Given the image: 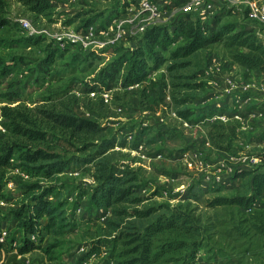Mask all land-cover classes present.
I'll list each match as a JSON object with an SVG mask.
<instances>
[{
	"label": "rangeland",
	"instance_id": "1",
	"mask_svg": "<svg viewBox=\"0 0 264 264\" xmlns=\"http://www.w3.org/2000/svg\"><path fill=\"white\" fill-rule=\"evenodd\" d=\"M184 1L50 0V9L37 14L26 0H0V54L7 60L16 57L24 62L0 83V139L10 137L1 106L20 104L34 110L74 96L79 100L74 107L76 113L97 118L109 135L128 143L116 148V169L119 173L127 165L139 169L142 185L138 195L154 196L151 202L189 204L202 217L210 229V244L199 251L195 264H264V237L247 228L255 220L250 209L213 208L208 202L216 195L247 193L248 180L236 177L241 157L247 159L248 169L264 171V72L234 63L223 44H215L190 58L192 64L188 67L169 71L164 65L152 72L150 79L163 81L165 98L158 106L149 101L148 91L142 90L147 83L125 89L114 78L102 85L95 77L118 57L117 49L136 46L141 33H137L139 22L147 26L155 22L169 25L183 16ZM147 3L155 12L145 8ZM212 4L211 9L200 14L207 16L213 28L219 18L222 22L235 20L243 28H254L264 40V26L246 20L244 7L229 0H213ZM197 12L193 17L199 15ZM23 19L50 34L99 22L88 45H78V52L82 56L95 52L101 58L74 59L65 53L49 74L41 71L38 63L45 49L53 46L49 41L28 46L30 34L21 24ZM126 68L122 63L121 69ZM93 86L96 91L90 92ZM12 89L19 92L15 100L7 96ZM178 109H189L190 118L180 117ZM228 121L240 125L237 137L230 138L229 152L215 147L208 137L212 129L216 130L215 123ZM143 129L146 134L138 149H131L129 145ZM53 141L60 146L58 151L65 150L69 156L75 153L66 142ZM14 163H21L18 154ZM207 165L211 168L207 169ZM93 170L91 164L74 163L53 177H47L33 164L10 171L0 199V236L8 237L11 244L8 251L0 249V263L116 264L118 246L113 236L104 234L109 212L92 208L88 197L80 196L93 187ZM219 175L225 181L221 192L214 191L220 184L214 187L215 182L209 180ZM29 188L36 193L52 189L48 198L58 205L57 223L38 242L42 248L20 254L18 242L23 232L12 210L22 201L32 202ZM263 202L262 197H257L255 209L264 214ZM233 218L244 228L243 234H229ZM42 221L47 222L48 217Z\"/></svg>",
	"mask_w": 264,
	"mask_h": 264
},
{
	"label": "trees",
	"instance_id": "2",
	"mask_svg": "<svg viewBox=\"0 0 264 264\" xmlns=\"http://www.w3.org/2000/svg\"><path fill=\"white\" fill-rule=\"evenodd\" d=\"M26 4L37 14H44L51 7L50 0H26ZM195 14L199 15L193 17L194 12L183 13L182 17L173 19L169 25L156 22L148 25L136 38L134 48L117 49L118 57L102 67L95 76L98 84L106 85L113 78L125 89L147 83L142 90L148 91L149 101L158 106L165 98L163 81L150 79L152 72L164 65L168 66L169 71L188 67L192 64L190 58L215 44H223L234 63L264 72V40L254 28H243L235 20L222 22V18L213 28L207 16L199 12ZM96 25L100 23L87 22L76 31ZM28 38V46L47 41L53 46L45 49V56L38 63L41 71L48 74L57 59L65 53L72 54L74 59L101 58L95 52L82 56L78 46L61 48L44 34L29 35ZM22 62L16 57L7 60L0 54V83L20 64H24ZM122 63L127 65L125 70L121 69ZM9 85L14 87V83ZM95 91L96 87H91L90 92ZM7 96L15 100L19 92L12 89ZM77 103L79 100L73 96L58 103L37 106L34 110L20 104L1 106L3 116L9 123L10 137L0 139V199L3 198L8 173L20 166L33 164L47 177H53L74 163L91 164L94 168V185L90 191L81 192L80 196L86 195L92 208L109 212L104 234L113 236L118 246L116 264H195L199 251L209 248L210 244V229L203 223L202 217L189 204L151 202L154 196L143 198L138 195L137 190L142 185L139 169L129 165L122 173L116 169V148L126 147L128 143L109 135L97 118H85L76 113L74 107ZM177 114L186 119L191 116L189 109H178ZM239 127L234 121L215 123L213 128L216 130L209 132V140L218 149L229 152L230 138L237 137ZM143 134H146L145 129L129 145L131 149H138ZM53 140L66 142L75 153L69 156L62 147L64 151H58L60 146ZM17 154L21 163H14ZM236 177L248 180L247 193L216 195L208 199L209 205L213 208L250 209L249 214L254 215L255 220L247 228L255 235L264 237V214L255 209L257 197L264 199V171L243 169L238 171ZM223 188L220 184L214 191L221 192ZM28 191L32 202L22 201L18 208L12 210L13 217L18 220V229L23 232L18 242L20 254L42 248L38 242L43 241L50 233L49 228L57 223L58 205L48 198L52 189L39 193L32 191V188ZM146 200L150 201L146 203ZM44 217H48L47 222L42 221ZM1 221L0 216V235ZM230 227L232 231L229 234L244 233V228L236 223L235 218ZM10 244L8 237L1 240L0 236V249L8 251Z\"/></svg>",
	"mask_w": 264,
	"mask_h": 264
},
{
	"label": "built area",
	"instance_id": "3",
	"mask_svg": "<svg viewBox=\"0 0 264 264\" xmlns=\"http://www.w3.org/2000/svg\"><path fill=\"white\" fill-rule=\"evenodd\" d=\"M212 1L213 0H186L181 8V11L183 13H191L194 11H199V13H205V11H208L212 8ZM232 1L233 4H236V6H242L244 7V16L246 20L251 21L253 23H257L264 26V0H229ZM147 9L152 10L154 9L151 4L147 3L145 5ZM21 24L25 27V29L29 32L30 35H37V34H44L48 38L51 37L61 48H65L67 46H87L90 42V38L94 35V29L95 27L90 26L86 30H82L80 32L74 30V29H62L60 31L55 32L54 34H50L45 29H38L37 27H33L30 22L23 19L21 20ZM138 30L137 33L142 32L147 27L144 23H138L137 24ZM256 160V159H253ZM201 163H204L203 161H200ZM247 162V159H243L241 157L239 159L240 169L239 171L243 169H248L245 164ZM207 169L211 168L210 165L206 166ZM210 173V171H209ZM223 176L219 175L216 177V180L214 178H209L211 182H215V184H224L225 181H223ZM4 238L1 237V240Z\"/></svg>",
	"mask_w": 264,
	"mask_h": 264
}]
</instances>
